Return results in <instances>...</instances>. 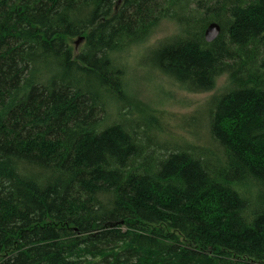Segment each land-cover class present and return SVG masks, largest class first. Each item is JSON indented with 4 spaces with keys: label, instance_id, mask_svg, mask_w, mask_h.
Here are the masks:
<instances>
[{
    "label": "trees",
    "instance_id": "16d2710c",
    "mask_svg": "<svg viewBox=\"0 0 264 264\" xmlns=\"http://www.w3.org/2000/svg\"><path fill=\"white\" fill-rule=\"evenodd\" d=\"M164 21L147 65L228 78L189 121L209 145L125 95ZM0 264H264V0H0Z\"/></svg>",
    "mask_w": 264,
    "mask_h": 264
},
{
    "label": "rangeland",
    "instance_id": "374dc122",
    "mask_svg": "<svg viewBox=\"0 0 264 264\" xmlns=\"http://www.w3.org/2000/svg\"><path fill=\"white\" fill-rule=\"evenodd\" d=\"M177 32L178 27L174 22L164 21L146 42L119 54L121 64L125 68V95L129 100H135L148 107L153 113H157L156 116H159L179 139L209 145L206 130L201 128L197 133L189 121L193 115L205 111L212 97L225 90L228 78L226 76L219 78L211 92L193 93L151 68L144 61L149 49ZM76 41H70V44L75 47ZM81 47L82 43H79L78 48ZM121 112L126 115L129 112L133 113V110L129 107L122 108L119 101L113 102L109 107L110 120H118ZM201 121L203 122V119ZM209 147L214 149L212 146Z\"/></svg>",
    "mask_w": 264,
    "mask_h": 264
},
{
    "label": "water",
    "instance_id": "95a60500",
    "mask_svg": "<svg viewBox=\"0 0 264 264\" xmlns=\"http://www.w3.org/2000/svg\"><path fill=\"white\" fill-rule=\"evenodd\" d=\"M220 33H221V27L217 23H211L205 32V39L208 43H211L218 38ZM81 41L82 39L79 40L76 44L79 45Z\"/></svg>",
    "mask_w": 264,
    "mask_h": 264
}]
</instances>
